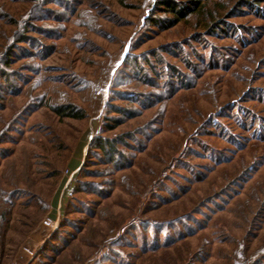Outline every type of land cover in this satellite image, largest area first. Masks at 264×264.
Here are the masks:
<instances>
[{
    "label": "rangeland",
    "instance_id": "obj_1",
    "mask_svg": "<svg viewBox=\"0 0 264 264\" xmlns=\"http://www.w3.org/2000/svg\"><path fill=\"white\" fill-rule=\"evenodd\" d=\"M33 1L0 0L1 12L26 20ZM160 3L51 0L35 11L42 30L0 80V264H242L241 251L264 264V210L252 228L244 217L264 192V0L232 9L213 35L191 13L155 26L170 17ZM201 3L221 15L235 0ZM65 103L85 117L54 113ZM115 106L141 114L110 131ZM98 134L122 136L130 164L115 171L88 151ZM242 166L248 175L229 185Z\"/></svg>",
    "mask_w": 264,
    "mask_h": 264
},
{
    "label": "trees",
    "instance_id": "obj_2",
    "mask_svg": "<svg viewBox=\"0 0 264 264\" xmlns=\"http://www.w3.org/2000/svg\"><path fill=\"white\" fill-rule=\"evenodd\" d=\"M24 2V0H18ZM53 1H58V0H53ZM206 1V0H205ZM229 1V0H228ZM232 1V0H230ZM263 0H235V4L231 7V10L225 14H219V11L216 10V8H210V10L205 9V4L201 3V0H189L187 1V4H176L175 2L171 0H161L160 5L162 7H165L167 10V13L170 14L169 18H156L153 19L152 22L154 23L155 26L162 28V29H167L172 26H175L177 23L182 21L184 17H186L187 13L194 14L195 20H196V25H199L201 30L206 31L208 35H213L217 30L224 31L226 27L228 26L227 23H225V19L229 18L230 16L233 15V11H242L241 9L243 8H251L254 7L256 8L259 3ZM27 3L28 0H25ZM51 0H34L31 6L29 7L28 11V17L26 20H22L20 18H24V16L20 17L19 19L15 17L14 14H11L9 12H1L0 8V19H4L3 23L9 27L8 31L5 30L4 35L2 36L4 43L0 44V80L7 81L9 72H7V68L11 65L12 63V56L14 55V50L15 49H20L19 45L24 44V43H29V33L31 30H42L39 29V27L35 26L33 24V21H43L44 19L42 18V14L47 12V4H49ZM39 3V4H36ZM205 3V2H204ZM2 7H4L2 5ZM41 7V8H40ZM33 8V11H32ZM228 7L226 6V9ZM40 11L42 12L39 13L37 16H35V11ZM32 11V12H31ZM39 11V12H40ZM225 18V19H223ZM230 26V25H229ZM3 32V31H2ZM9 32V33H8ZM19 47V48H18ZM42 46H38V49H42ZM37 49V51H38ZM174 70V69H173ZM175 71V70H174ZM124 99V96H122ZM153 97V96H152ZM128 100V99H127ZM1 108V106H0ZM236 109L237 106H232V109ZM238 110V108H237ZM54 113H56L60 117H68V118H73V119H83L85 117V113L82 110H77L75 111L74 106L71 103H65L61 104L58 106H55L53 108ZM114 112L117 113L118 116L116 117H111V121L114 122L113 126H105L107 130L112 131L115 127H118L121 124H124L126 119H131L136 116H139L140 114H135V112H128L127 109L124 107H118L115 106ZM126 115V116H125ZM250 123L256 125V121H254V117L250 118ZM261 126H259L260 128ZM130 131H125L121 132L119 135H125L127 137L130 134ZM258 139L264 135L263 129H260V131L257 132ZM117 137H122V136H116L114 137H109V136H103L102 134L95 135L93 137V140L88 146V151L92 153L100 152L101 155L106 159V163L108 164H113V167L115 171H119L124 168V166H128L130 164V161L127 163L124 159V155L122 153H119V149L117 148ZM129 137V136H128ZM227 138H231V136H227ZM132 139V138H130ZM116 157H120L119 161L115 160ZM117 161V162H116ZM247 166H242V169L235 173V175L232 177L233 179L229 182V185L231 183H236L239 184V181H242L245 176L248 175V170L246 171ZM78 191V190H77ZM224 193L223 188L219 192H213L209 193L206 197L203 199H200L196 205L198 207H202L206 202H208L209 199L216 198L220 194ZM102 196V195H101ZM255 197V196H254ZM255 207L253 210H249L247 214L244 215L245 222L248 225V227H254L256 225V220L257 217L260 216L264 210V192H263V197H255ZM241 204V203H240ZM4 212V211H3ZM3 215V214H2ZM1 215V216H2ZM188 219V218H187ZM171 222H168V224H161V223H154L151 224L150 226L152 228H158L160 229L161 226V231L164 229V225H170ZM176 223V222H175ZM142 227L146 226V222L143 221L141 222ZM160 231V230H159ZM182 233H178V235L175 238H171L169 240H165V246H168L174 242H176L178 239H180L183 235ZM194 232L191 231L190 234L192 235ZM155 241V240H154ZM159 247L158 244L154 248ZM241 249L242 246H241ZM252 259L253 264L260 263L261 258L260 256L258 257L257 255H251L250 259L245 258L241 251V256L240 260L242 264H247L250 262Z\"/></svg>",
    "mask_w": 264,
    "mask_h": 264
}]
</instances>
